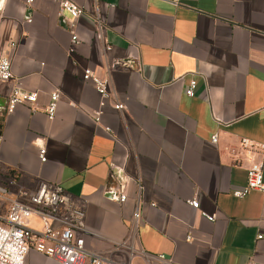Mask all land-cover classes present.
<instances>
[{
    "label": "crops",
    "instance_id": "crops-1",
    "mask_svg": "<svg viewBox=\"0 0 264 264\" xmlns=\"http://www.w3.org/2000/svg\"><path fill=\"white\" fill-rule=\"evenodd\" d=\"M73 1L84 7L77 42L67 11L60 22L58 0H0V54H10L13 71L0 81V183L14 191L13 178L26 188L59 182L86 211L88 250L123 239L139 201L144 254L134 264H264V238L256 237L264 191L232 193L252 163L264 167V0ZM96 12L108 50L96 36ZM85 68L109 78L108 98L82 77ZM16 85L37 99L9 110ZM54 87L61 97L49 118ZM112 165L129 177L122 202L108 193ZM29 225L40 228L41 219ZM24 264L60 263L30 249Z\"/></svg>",
    "mask_w": 264,
    "mask_h": 264
},
{
    "label": "built area",
    "instance_id": "built-area-1",
    "mask_svg": "<svg viewBox=\"0 0 264 264\" xmlns=\"http://www.w3.org/2000/svg\"><path fill=\"white\" fill-rule=\"evenodd\" d=\"M33 0H26L30 4ZM59 13L64 11L70 14L67 20L68 28L71 31L72 42L79 41L75 32L76 18L84 13V7L73 0H58ZM96 36L105 43V49H110L104 30L105 22L99 13L94 14ZM12 46L13 43L11 42ZM13 77L11 68V57L8 52L0 54V81ZM84 79L91 80L102 99L111 95L110 80L108 77L96 75L90 68H85L82 74ZM196 85L195 78H191L186 88V93L194 94ZM49 102L46 105V113L53 118L57 102L61 97V90L54 87L49 94ZM37 91L26 90L20 86H14L8 96V109L12 110L18 102H35ZM113 106L118 109L124 108V103L115 100ZM99 111L96 112L98 117ZM212 141H217V133L211 135ZM247 139L243 138L246 143ZM41 160L46 159V148L43 144L39 146ZM117 170L114 181L109 184L108 190L114 194L118 201H125L127 194L124 181L125 174L119 177V166L112 165ZM123 173V172H122ZM11 184H17L14 191L4 183H0V264H24L26 255L30 249L44 253L46 256L57 260L60 264H134V257L143 255L144 250L137 246L138 225L141 217L139 201L136 204L131 222L128 226L127 235L114 241L112 246L103 251L88 250L84 245V232L86 228V211L78 205L74 198L59 182L41 179L33 188H26L18 185L13 178ZM140 185L138 184V188ZM251 189L264 191V167L262 163L254 162L247 168L246 181L243 185L232 189L235 196H243ZM188 203L193 207H199L196 198H189ZM200 213L210 220L214 219L213 214L200 210ZM38 216L41 219L40 228L29 225L31 216ZM257 238H264V232H260ZM114 250H124L123 258L112 256ZM164 259L163 254H158Z\"/></svg>",
    "mask_w": 264,
    "mask_h": 264
},
{
    "label": "water",
    "instance_id": "water-1",
    "mask_svg": "<svg viewBox=\"0 0 264 264\" xmlns=\"http://www.w3.org/2000/svg\"><path fill=\"white\" fill-rule=\"evenodd\" d=\"M60 22L62 24L64 23V16L63 15L60 17ZM4 105H5V100L2 97H0V108L3 107ZM108 193L111 194L112 192H108Z\"/></svg>",
    "mask_w": 264,
    "mask_h": 264
}]
</instances>
